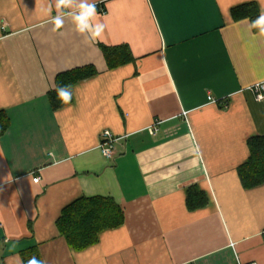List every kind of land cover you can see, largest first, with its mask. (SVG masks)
<instances>
[{
    "label": "crops",
    "instance_id": "crops-1",
    "mask_svg": "<svg viewBox=\"0 0 264 264\" xmlns=\"http://www.w3.org/2000/svg\"><path fill=\"white\" fill-rule=\"evenodd\" d=\"M89 2L106 25L95 41L70 17L53 31L55 0H0V264H264V185L247 190L238 174L264 136L252 90L264 36L232 15L250 3L261 14L264 0ZM100 45L134 61L110 69ZM87 66L97 74L54 110L57 77ZM103 131L120 138L112 159ZM190 188L206 206L189 209ZM83 197L113 199L125 219L76 251L57 221Z\"/></svg>",
    "mask_w": 264,
    "mask_h": 264
},
{
    "label": "trees",
    "instance_id": "trees-1",
    "mask_svg": "<svg viewBox=\"0 0 264 264\" xmlns=\"http://www.w3.org/2000/svg\"><path fill=\"white\" fill-rule=\"evenodd\" d=\"M234 21L239 22L249 19L251 22L260 15L258 6L254 3L238 6L232 10ZM259 32L257 28H253ZM107 65L114 69L134 61L128 46L106 47L100 45ZM97 74L93 66L73 69L60 74L56 85H71L88 80ZM51 105L54 110L63 109L69 104H64L57 98L53 90L50 95ZM10 128V121L6 113L0 111V137H3ZM250 156L238 169V174L243 187L247 190L264 185V136H255L248 140ZM188 207L190 210L203 208L208 199L205 194L196 188L188 191ZM124 212L119 205L109 198H80L62 211L57 221V227L62 237L70 248L83 251L98 243L100 234L108 229H115L124 224Z\"/></svg>",
    "mask_w": 264,
    "mask_h": 264
},
{
    "label": "clouds",
    "instance_id": "clouds-1",
    "mask_svg": "<svg viewBox=\"0 0 264 264\" xmlns=\"http://www.w3.org/2000/svg\"><path fill=\"white\" fill-rule=\"evenodd\" d=\"M55 9V16H51V5L44 10L45 15L51 16L50 23L53 25V31L61 29L64 26L65 18L70 17L78 34H87L86 39L92 41L102 37L106 25L96 20V3H90L89 0H55ZM251 26L257 28L259 34L264 36V11L252 21ZM53 90L62 103L69 104L71 102V85H56ZM52 154L50 153V155ZM27 264H47V262L32 256L28 259Z\"/></svg>",
    "mask_w": 264,
    "mask_h": 264
},
{
    "label": "built area",
    "instance_id": "built-area-1",
    "mask_svg": "<svg viewBox=\"0 0 264 264\" xmlns=\"http://www.w3.org/2000/svg\"><path fill=\"white\" fill-rule=\"evenodd\" d=\"M252 90L256 94L257 101H264V83H260L255 85ZM215 102V100L213 101ZM159 124H156L153 128L150 129V133L152 136L157 135V127ZM120 140V138H116L110 131H103L101 133V144L100 150L104 157L108 159H112L116 153V144ZM40 178L36 177L34 179V183H39ZM256 264V263H252Z\"/></svg>",
    "mask_w": 264,
    "mask_h": 264
}]
</instances>
